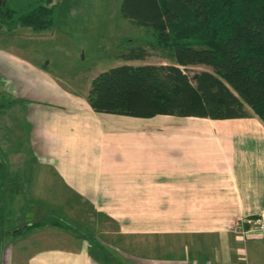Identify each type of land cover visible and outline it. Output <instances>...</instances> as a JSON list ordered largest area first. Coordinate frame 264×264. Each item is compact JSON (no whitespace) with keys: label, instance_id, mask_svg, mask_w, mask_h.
<instances>
[{"label":"crops","instance_id":"0c3cea01","mask_svg":"<svg viewBox=\"0 0 264 264\" xmlns=\"http://www.w3.org/2000/svg\"><path fill=\"white\" fill-rule=\"evenodd\" d=\"M147 59L128 63L171 64ZM88 91L0 57V94L21 138L0 160L22 156L6 169L3 204L10 187L21 200L6 264H264V232L245 230L264 214V125L251 110L226 120L133 118L94 112ZM48 206L72 230L39 213ZM84 212L115 225L114 245L79 236L71 221ZM39 221L48 224L17 234Z\"/></svg>","mask_w":264,"mask_h":264},{"label":"trees","instance_id":"16d2710c","mask_svg":"<svg viewBox=\"0 0 264 264\" xmlns=\"http://www.w3.org/2000/svg\"><path fill=\"white\" fill-rule=\"evenodd\" d=\"M53 2L0 0V28L51 29ZM119 13L149 30L153 41L130 47L118 59L145 61L152 49L169 54L174 62L101 72L87 94L94 112L226 120L249 117L250 109L264 125V0H121ZM199 66L210 70L192 69ZM10 104L0 94V116ZM5 185L6 168L0 160V238L5 232ZM46 224H29L17 234ZM50 224L72 230L63 222Z\"/></svg>","mask_w":264,"mask_h":264},{"label":"rangeland","instance_id":"374dc122","mask_svg":"<svg viewBox=\"0 0 264 264\" xmlns=\"http://www.w3.org/2000/svg\"><path fill=\"white\" fill-rule=\"evenodd\" d=\"M120 2L121 0H54V25L51 29L36 32L28 28H17L16 30L0 28V57H20L77 90L89 89L91 80L110 68L122 65H145L142 62L133 65V63L118 59L120 53L130 47L146 45L153 41L149 30L135 26L121 17ZM148 53V63H160L163 58H166V61L164 59L166 63L174 62L165 52L148 49ZM192 69L210 70L204 66ZM247 111L251 114L250 109ZM15 119L17 117L13 110L0 116V150L5 156L8 150L21 139L20 128L13 126ZM9 155L8 162L4 161L6 169L22 163V156ZM15 192L16 190L9 188L4 204L3 229L5 232L0 238V264L7 262L6 252L9 251L11 245L9 233L17 225L13 221L18 213V207L15 205L18 199L12 196ZM18 202L21 203V200ZM28 203L24 211L22 210L25 221L35 219V216L31 215ZM54 206L57 207V205ZM49 207L51 206L44 207L39 213L49 217L53 216L47 212ZM83 214L79 221H71L73 229L80 237L86 241L87 239L88 241L89 239L95 240L97 245L103 247L115 244V225L111 221L98 217L92 212ZM53 219L61 221L55 216ZM248 228L250 227L246 229ZM127 241V244L135 245L132 239ZM140 241L139 244L150 243V240ZM160 241L165 242V240Z\"/></svg>","mask_w":264,"mask_h":264},{"label":"built area","instance_id":"2783aa9c","mask_svg":"<svg viewBox=\"0 0 264 264\" xmlns=\"http://www.w3.org/2000/svg\"><path fill=\"white\" fill-rule=\"evenodd\" d=\"M246 222H251L249 226L250 228L245 229L249 234H259L264 232V214L257 216L255 219H248ZM244 225L246 224H242L243 229Z\"/></svg>","mask_w":264,"mask_h":264}]
</instances>
